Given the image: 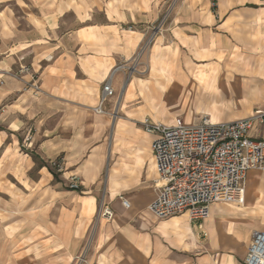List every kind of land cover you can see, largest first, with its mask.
I'll return each mask as SVG.
<instances>
[{
	"label": "crops",
	"instance_id": "obj_1",
	"mask_svg": "<svg viewBox=\"0 0 264 264\" xmlns=\"http://www.w3.org/2000/svg\"><path fill=\"white\" fill-rule=\"evenodd\" d=\"M14 1L38 90L30 75L0 87V264H244L264 231V173L248 172L242 206L209 205L200 232L184 214L156 218L154 136L140 122L264 109V0H180L173 11L162 0ZM162 18L164 39L137 56L147 34L123 26ZM108 77L114 94L95 112Z\"/></svg>",
	"mask_w": 264,
	"mask_h": 264
},
{
	"label": "built area",
	"instance_id": "obj_2",
	"mask_svg": "<svg viewBox=\"0 0 264 264\" xmlns=\"http://www.w3.org/2000/svg\"><path fill=\"white\" fill-rule=\"evenodd\" d=\"M164 21L162 18L156 25L146 26L148 34L137 56L165 30ZM20 72L29 74L31 86L38 90L30 68L21 66ZM113 94L108 77L102 84L95 112H101L103 103ZM140 125L144 132L154 136L150 150L157 174L156 195L148 209L156 218L184 214L200 232L209 205L222 202L242 206L248 172L264 173V137L259 135V128L264 127V109H255L248 116L231 121L216 122L202 116L195 123L175 118L165 124L145 118ZM29 138L27 135L25 142ZM49 166L56 172L62 170V164L56 160L49 162ZM80 185L78 176L67 178V188L79 190ZM121 200L125 207L129 205L126 199ZM99 215L111 220L113 211L104 204ZM243 262L264 264V231L252 232Z\"/></svg>",
	"mask_w": 264,
	"mask_h": 264
},
{
	"label": "rangeland",
	"instance_id": "obj_3",
	"mask_svg": "<svg viewBox=\"0 0 264 264\" xmlns=\"http://www.w3.org/2000/svg\"><path fill=\"white\" fill-rule=\"evenodd\" d=\"M61 1L68 2L70 0ZM179 1L180 0H162L157 5L158 10L173 11L178 6ZM125 5L126 4L124 3V9L126 7ZM24 12L25 11L20 9V7L15 3L14 0H0V87L4 84V79L6 78L21 80V78H23L24 76V73L20 72L21 66H28L31 70L32 76L36 77V74L32 70V66L29 62L30 53L22 49L24 46L22 44L23 42L18 41L19 39L17 38L19 30L24 31V29L29 30L30 28L29 22L24 20ZM28 12L35 13L33 6L31 8V12L29 10ZM159 20L160 19L155 20L153 23L150 21L149 23H145L144 25L138 24L133 21L129 25H124L123 29H125L126 31H136L140 29L144 32V35H146L148 34L146 31V26H150L151 24L156 25ZM8 28H10V30ZM164 29L165 30L162 33L156 36L152 45H154L159 38L162 40L164 39L165 33H167V28L164 27ZM146 37L144 38V41L146 40ZM261 107L264 108V106ZM2 108L3 106H0V113H2ZM1 128H3L2 124H0V129ZM259 130V135L264 137V127H260ZM27 135H30L29 131L26 132L23 141H25ZM51 170L53 172H56L52 168Z\"/></svg>",
	"mask_w": 264,
	"mask_h": 264
}]
</instances>
